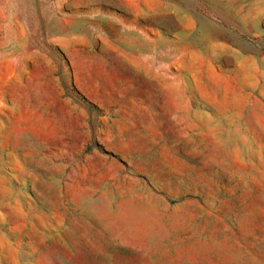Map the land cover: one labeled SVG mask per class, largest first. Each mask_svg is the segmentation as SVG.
Instances as JSON below:
<instances>
[{"label":"rangeland","instance_id":"obj_1","mask_svg":"<svg viewBox=\"0 0 264 264\" xmlns=\"http://www.w3.org/2000/svg\"><path fill=\"white\" fill-rule=\"evenodd\" d=\"M0 264H264V0H0Z\"/></svg>","mask_w":264,"mask_h":264}]
</instances>
